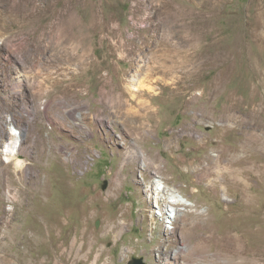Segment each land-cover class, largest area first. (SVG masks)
I'll return each instance as SVG.
<instances>
[{
    "label": "rangeland",
    "instance_id": "374dc122",
    "mask_svg": "<svg viewBox=\"0 0 264 264\" xmlns=\"http://www.w3.org/2000/svg\"><path fill=\"white\" fill-rule=\"evenodd\" d=\"M133 258L264 264V0H0V264Z\"/></svg>",
    "mask_w": 264,
    "mask_h": 264
},
{
    "label": "bare ground",
    "instance_id": "6f19581e",
    "mask_svg": "<svg viewBox=\"0 0 264 264\" xmlns=\"http://www.w3.org/2000/svg\"><path fill=\"white\" fill-rule=\"evenodd\" d=\"M128 42H132V43H137V41H136V39H130V40H128ZM165 42H167V46H169L170 44L168 43L169 42V40L168 41H165ZM136 50H137V46H135L134 45V48L132 49V54L133 55H135L136 54ZM180 52V51H179ZM169 57H170V54H169ZM132 58H134L135 59V57H132ZM167 61H170V60H167ZM146 115V114H145ZM134 119H136V117H127L126 119H125V123H127V124H131L132 122H133V120ZM14 143L16 144L17 143V140L15 139L14 140ZM158 189V188H157ZM163 190L164 189V187H160V190ZM166 191V190H165ZM166 193V192H165ZM168 194V193H167ZM171 199H170V205L168 206L167 204V206L164 208V210H163V213L165 212L166 214H167V220H168V222L167 223H169V226H167L168 228H172L171 227V225H170V223L172 224V220H174V218H175V216L176 215H178V213L181 211V210H183L184 208H183V206H185V205H187L188 203H186L185 201H183L182 199H180L178 196H176V195H173V194H171ZM175 205H179L180 207H178V206H175ZM189 205V204H188ZM113 226H112V231H115L116 229H118V227L121 225V223H119V224H117V223H114V224H112ZM181 251H183V250H176L175 251V257L177 256V254L179 253V252H181ZM189 257V256H188ZM185 263H187V264H190V261H186Z\"/></svg>",
    "mask_w": 264,
    "mask_h": 264
},
{
    "label": "water",
    "instance_id": "95a60500",
    "mask_svg": "<svg viewBox=\"0 0 264 264\" xmlns=\"http://www.w3.org/2000/svg\"><path fill=\"white\" fill-rule=\"evenodd\" d=\"M128 264H145L142 258H133Z\"/></svg>",
    "mask_w": 264,
    "mask_h": 264
},
{
    "label": "built area",
    "instance_id": "2783aa9c",
    "mask_svg": "<svg viewBox=\"0 0 264 264\" xmlns=\"http://www.w3.org/2000/svg\"><path fill=\"white\" fill-rule=\"evenodd\" d=\"M179 214V213H178Z\"/></svg>",
    "mask_w": 264,
    "mask_h": 264
}]
</instances>
